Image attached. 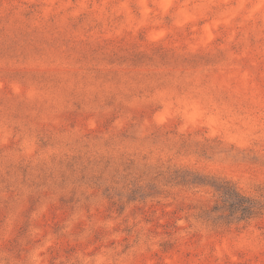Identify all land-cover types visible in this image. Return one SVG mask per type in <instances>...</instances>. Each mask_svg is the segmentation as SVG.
Segmentation results:
<instances>
[{
  "label": "rangeland",
  "instance_id": "374dc122",
  "mask_svg": "<svg viewBox=\"0 0 264 264\" xmlns=\"http://www.w3.org/2000/svg\"><path fill=\"white\" fill-rule=\"evenodd\" d=\"M218 180L264 196V0H0V264H264Z\"/></svg>",
  "mask_w": 264,
  "mask_h": 264
},
{
  "label": "trees",
  "instance_id": "16d2710c",
  "mask_svg": "<svg viewBox=\"0 0 264 264\" xmlns=\"http://www.w3.org/2000/svg\"><path fill=\"white\" fill-rule=\"evenodd\" d=\"M219 195V201L209 209L213 213H223L224 219L237 215L239 221L264 216V196L252 198L243 195L227 181H219L210 185ZM208 211V210H206Z\"/></svg>",
  "mask_w": 264,
  "mask_h": 264
}]
</instances>
